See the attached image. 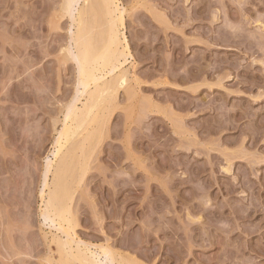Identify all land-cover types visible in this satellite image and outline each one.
I'll list each match as a JSON object with an SVG mask.
<instances>
[{
  "label": "rangeland",
  "instance_id": "obj_1",
  "mask_svg": "<svg viewBox=\"0 0 264 264\" xmlns=\"http://www.w3.org/2000/svg\"><path fill=\"white\" fill-rule=\"evenodd\" d=\"M63 1L0 0V264H80L61 242L95 264H264V0H120L130 82L70 179V235L43 187L80 97Z\"/></svg>",
  "mask_w": 264,
  "mask_h": 264
},
{
  "label": "bare ground",
  "instance_id": "obj_2",
  "mask_svg": "<svg viewBox=\"0 0 264 264\" xmlns=\"http://www.w3.org/2000/svg\"><path fill=\"white\" fill-rule=\"evenodd\" d=\"M119 2L120 0H64L58 13L56 11L57 17L61 20L67 16L70 17L69 41L61 52L66 60L76 64V87L80 89V97L66 110L62 130L55 142V160L49 164L43 184V187L49 188L50 191L49 194L47 193L44 217L51 219L52 223H59L63 232L65 224L69 227L75 225H73L72 218L70 219L73 198V183L70 179H75L73 174L75 175L76 172L81 182L92 154H90V148L95 147L94 143L99 141L98 138L101 135L99 131H102V128H99L98 122L104 121V117H107L104 112L107 110L106 112L109 113V110H112L110 108L115 101L117 103L116 98L120 90L126 88L130 82L127 77L129 73L125 74L123 71L125 69L121 71L128 57H131L124 32L125 14L128 11L120 7ZM76 6L78 8L74 12ZM114 105L116 109L117 104ZM101 113L105 116L100 115ZM98 117H103V119L99 120ZM94 124H97V128L93 127V130H88L89 126ZM84 131H88L87 134L83 135ZM50 175L52 182L48 181ZM64 233L70 235L67 231ZM68 245L70 246L69 243L62 244L61 242L60 250L56 247L58 250L56 252H64L75 263L95 264L90 260L89 255L86 256V253L84 255V252H82L83 255L80 254L81 252L73 254V250ZM102 255L111 258L112 264L116 262L123 264L120 260L116 261L117 254L114 256L102 250ZM125 263L138 264L132 261Z\"/></svg>",
  "mask_w": 264,
  "mask_h": 264
}]
</instances>
